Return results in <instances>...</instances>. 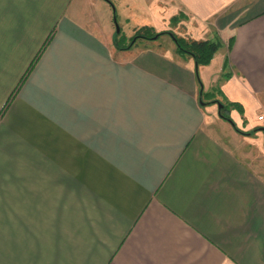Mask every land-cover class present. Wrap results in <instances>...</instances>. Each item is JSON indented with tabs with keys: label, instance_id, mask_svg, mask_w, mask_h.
<instances>
[{
	"label": "crops",
	"instance_id": "1",
	"mask_svg": "<svg viewBox=\"0 0 264 264\" xmlns=\"http://www.w3.org/2000/svg\"><path fill=\"white\" fill-rule=\"evenodd\" d=\"M143 1L212 61L119 49L111 0H0V264H264V0Z\"/></svg>",
	"mask_w": 264,
	"mask_h": 264
},
{
	"label": "rangeland",
	"instance_id": "2",
	"mask_svg": "<svg viewBox=\"0 0 264 264\" xmlns=\"http://www.w3.org/2000/svg\"><path fill=\"white\" fill-rule=\"evenodd\" d=\"M107 1L109 2L110 0H107ZM111 1L113 2V4L110 2L109 3L111 4L112 9L116 8V6H117V11L115 13L117 15L119 26L121 29L120 32H118V33L115 31V36H114L115 41L117 42V46L119 49L122 47L124 48V47L128 46L129 48H125V49L134 48L135 51H139L142 49H146L155 43H157V46H158V44L165 45V46H163L165 48L169 45L171 46L172 44H174L173 38L168 33L161 35L157 39H148V38L142 37L143 34L145 35L147 33L148 34H156V33L164 32V31H172L174 34H176L178 36H183L186 38L195 39L189 35H181L179 32L180 26L177 28L178 32H176L175 29H173V28L172 29L169 28L166 30H158L157 28H155L152 25L145 24V23L143 24V22L145 20L144 18H147V17H146V15H144L146 13V10H143L141 5H140V9H139L140 14H141L140 15V22H139L136 20L137 16H135V19H134V18L128 17L126 14L121 15V13H119L118 6L121 7L122 4L125 5L124 3H122L123 0H111ZM128 1L130 2V0H124V2H128ZM143 3H145V0L143 1ZM106 5L110 9V7H109L110 5H108V3H106ZM125 6L129 7V9H130L129 11L136 10L135 8L134 9L131 8L130 5H125ZM187 18H188L187 14L183 11H180L179 13H177L176 15H174L172 17L171 26L176 27L179 25V23L181 21H182V25L186 26L185 23H183V21H186ZM116 29L118 31L117 27H116ZM181 30H183V29H181ZM138 35H139V37H136ZM153 40H158L161 43H159L158 41L154 43ZM196 40H198V39H196Z\"/></svg>",
	"mask_w": 264,
	"mask_h": 264
},
{
	"label": "trees",
	"instance_id": "3",
	"mask_svg": "<svg viewBox=\"0 0 264 264\" xmlns=\"http://www.w3.org/2000/svg\"><path fill=\"white\" fill-rule=\"evenodd\" d=\"M116 14V13H115ZM168 33L174 40L177 45V51L182 56H190L193 57L197 65H205L209 64L216 51L219 49L221 43L219 40H196L191 38H186L183 36H178L174 34L172 31H164L156 34H143L142 37L148 39H157L161 35ZM136 37H139L136 36ZM124 48H129L128 46ZM205 96H210L209 92L201 91ZM220 102V101H219ZM223 104V103H222ZM228 107L226 104L220 108V113L223 117L229 118V114L227 113ZM261 129V128H257Z\"/></svg>",
	"mask_w": 264,
	"mask_h": 264
},
{
	"label": "built area",
	"instance_id": "4",
	"mask_svg": "<svg viewBox=\"0 0 264 264\" xmlns=\"http://www.w3.org/2000/svg\"><path fill=\"white\" fill-rule=\"evenodd\" d=\"M258 119H259L260 121L264 122V113H263V114H260V115L258 116Z\"/></svg>",
	"mask_w": 264,
	"mask_h": 264
},
{
	"label": "water",
	"instance_id": "5",
	"mask_svg": "<svg viewBox=\"0 0 264 264\" xmlns=\"http://www.w3.org/2000/svg\"><path fill=\"white\" fill-rule=\"evenodd\" d=\"M117 28H118V31H120V26L119 25L117 26ZM218 104H219V107L222 108L223 104L221 102H219Z\"/></svg>",
	"mask_w": 264,
	"mask_h": 264
}]
</instances>
